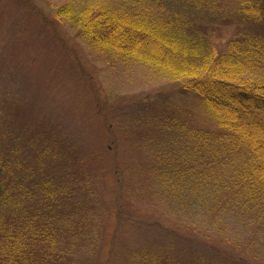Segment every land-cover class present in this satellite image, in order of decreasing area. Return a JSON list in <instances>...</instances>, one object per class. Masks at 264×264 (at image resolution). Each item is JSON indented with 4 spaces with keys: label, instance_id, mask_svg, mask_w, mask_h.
<instances>
[{
    "label": "trees",
    "instance_id": "trees-1",
    "mask_svg": "<svg viewBox=\"0 0 264 264\" xmlns=\"http://www.w3.org/2000/svg\"><path fill=\"white\" fill-rule=\"evenodd\" d=\"M57 17L107 63L189 79L182 91L195 92L215 123L157 106L145 166L150 193L195 203L211 226L231 224L244 237L227 252L226 234L206 230L205 240L176 252L133 251L123 264H264V0H67ZM230 22L238 31L220 47L218 28ZM1 131L0 264L82 261L98 245L92 167L49 131Z\"/></svg>",
    "mask_w": 264,
    "mask_h": 264
},
{
    "label": "rangeland",
    "instance_id": "rangeland-1",
    "mask_svg": "<svg viewBox=\"0 0 264 264\" xmlns=\"http://www.w3.org/2000/svg\"><path fill=\"white\" fill-rule=\"evenodd\" d=\"M66 1L0 0V115L6 116L0 128L49 131L68 144L74 161L92 167L88 206L98 245L72 264H123L133 251L172 246L176 252L177 244L182 249L204 239L206 230L226 234L227 244L220 247L233 250L244 237L239 229L211 226L195 203L184 207L150 193L147 151L158 135L151 114L163 106L215 124L195 92L182 91L189 79L143 63H107L83 43L75 26L57 17ZM237 23L218 28L222 39L214 42L226 44Z\"/></svg>",
    "mask_w": 264,
    "mask_h": 264
}]
</instances>
